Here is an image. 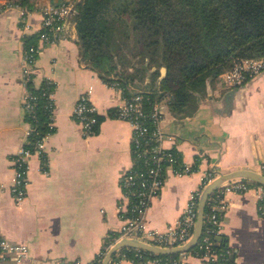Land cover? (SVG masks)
<instances>
[{
	"label": "crops",
	"instance_id": "crops-1",
	"mask_svg": "<svg viewBox=\"0 0 264 264\" xmlns=\"http://www.w3.org/2000/svg\"><path fill=\"white\" fill-rule=\"evenodd\" d=\"M61 1L37 0L29 17L31 30L23 28L18 8L0 13V232L26 243L34 264L76 260L92 264L128 213L121 180L133 163L132 126L109 114L123 102L122 91L81 58L75 12L65 20L66 38L44 45L34 66L37 85L45 78L56 83L55 131L45 139V168L38 154L30 157L22 202L8 188L14 175L13 158L30 129L24 109V36L40 29L42 7ZM148 83L146 75L130 90L144 91ZM89 88L90 99L103 118L97 132L85 136L73 107ZM159 103L160 125L166 134L163 145L177 150L188 166L201 158L191 173L168 170L164 187L152 200L147 227L164 232L180 218L209 169L260 171L264 165V72L238 86H228L219 77L208 78L204 93L196 96L195 108L189 107L187 114H174L165 99ZM225 200L220 238L228 241L233 264H264V209L260 210L255 191L228 193ZM119 264L137 263L125 258ZM185 264H200V259L191 255Z\"/></svg>",
	"mask_w": 264,
	"mask_h": 264
},
{
	"label": "trees",
	"instance_id": "trees-1",
	"mask_svg": "<svg viewBox=\"0 0 264 264\" xmlns=\"http://www.w3.org/2000/svg\"><path fill=\"white\" fill-rule=\"evenodd\" d=\"M9 3L33 10L36 0H7ZM75 0L77 43L84 62L96 70L100 77L112 86L121 88L124 96L130 97V87L137 81H144L146 98L144 107L150 112L154 103L167 101L170 110L177 115L194 109L196 96L204 93L208 78H221L240 58L264 56V0ZM38 33L24 36V49L38 42ZM133 59H137L133 62ZM165 66L167 74L159 79L160 68ZM154 68L153 71L151 69ZM35 74L26 82L27 90L34 96L35 106L24 109L31 132L25 146L35 151L41 138L55 131L51 125L52 111L50 95L56 83L43 79L35 83ZM109 114L117 117V108ZM98 124L103 118L97 114ZM96 125V132L98 128ZM177 165H181V155ZM43 163L45 153L40 155ZM201 158L198 156L191 166L197 170ZM45 168V167H44ZM203 185L201 186V191ZM219 191L211 193L210 198ZM211 208L205 206L202 235L213 229L209 220ZM128 214V213H127ZM220 215V213H219ZM113 232L106 241V251L117 237ZM215 241L213 249L226 252L228 241L225 236ZM200 242L189 250L201 253ZM177 254H153L132 247L119 249L113 260L130 259L140 264L147 260L168 264L177 259ZM229 264H233L229 254ZM103 254L93 264H101Z\"/></svg>",
	"mask_w": 264,
	"mask_h": 264
},
{
	"label": "built area",
	"instance_id": "built-area-1",
	"mask_svg": "<svg viewBox=\"0 0 264 264\" xmlns=\"http://www.w3.org/2000/svg\"><path fill=\"white\" fill-rule=\"evenodd\" d=\"M11 8L19 9L23 28L31 30L32 24L29 21L31 11L13 3H0V13ZM41 12V27L36 32L39 35L38 42L29 46L28 49H24L22 62L24 85L31 75L34 74V66L42 47L66 38L65 20L76 10L74 9V3L61 1L45 5L42 7ZM262 72H264V56L240 58L234 62L230 69L222 73L221 79L228 86H238L245 84L249 79ZM114 87L122 91L117 85ZM90 92V88L82 92L73 107L74 118L81 124L85 136L95 134V127L98 124V112L90 99ZM50 97L52 100L49 107L52 111L53 119L55 108L53 94ZM35 99L36 96L32 95L25 86L24 104L29 110H33ZM145 99H148V97L146 98L144 91L133 92L130 97L124 96L123 102L117 107V118L128 121L132 126L133 163L124 173L121 180L128 214L124 218L117 237L106 247L104 253L101 252L99 254V256L103 254V259L114 243L125 238H134L162 247H173L186 243L194 230L200 194L203 188L219 174L212 168L202 176V190L191 195L189 203L180 218L174 224H171L166 231L160 232L147 227V211L152 200L160 194L164 187L167 171L171 170L176 174H185L191 173L193 170L182 159L181 165H177L178 155L173 149L163 145L166 134L160 125L162 120L160 103H154L151 111L146 112L144 107ZM51 125H54L53 121ZM30 132L31 129L28 130L27 135ZM47 136L38 141L35 151H31L23 144L13 158L14 175L8 188L18 203L22 202L27 194L29 159L33 154L40 156L44 153ZM259 172L264 174V165H262ZM217 189L219 191L213 197L210 198L209 196L206 202V204L209 203L211 208L209 220L214 228L206 230L204 235L201 233L196 243L197 245L200 242L199 249H204V252L197 251L195 254L189 251L180 252L179 257L171 260L168 264H185L191 255L198 257L200 264H229L226 260L229 249L226 252L215 251L213 249L215 241L211 238L212 233L217 238L221 235L219 213L227 207L226 194L255 191L256 197L261 203L259 208L260 210L264 209V185L252 183L245 179H232L222 183ZM122 259L124 258L118 260L111 258L109 264H119ZM150 262L159 264L156 260H147L140 264H148ZM0 264L34 263L29 259V247L26 243L17 242L0 232ZM68 264H81V262L76 260Z\"/></svg>",
	"mask_w": 264,
	"mask_h": 264
},
{
	"label": "water",
	"instance_id": "water-1",
	"mask_svg": "<svg viewBox=\"0 0 264 264\" xmlns=\"http://www.w3.org/2000/svg\"><path fill=\"white\" fill-rule=\"evenodd\" d=\"M79 0L78 2H81ZM78 3L74 4V9H76ZM161 75L160 80L167 74V68L165 66L160 68ZM232 179H245L251 181L252 183L264 185V174L260 173L259 171H255L248 168H239L228 172H221L215 177L208 185H206L199 197L198 202V211L197 217L194 225L193 233L190 239L184 243L183 245L173 246V247H162L157 246L145 241H141L134 238H125L120 239L116 243H114L110 249L107 251L104 259L102 260L101 264H109L110 259L112 258L113 254L124 247H132L138 248L153 254H177L180 252H187L192 249L196 243L198 242L203 228V220H204V211L208 197L210 194L215 191L222 183L226 181H230ZM220 239V237H218Z\"/></svg>",
	"mask_w": 264,
	"mask_h": 264
},
{
	"label": "rangeland",
	"instance_id": "rangeland-1",
	"mask_svg": "<svg viewBox=\"0 0 264 264\" xmlns=\"http://www.w3.org/2000/svg\"><path fill=\"white\" fill-rule=\"evenodd\" d=\"M37 1V0H36ZM62 1H69L75 4V0H62ZM8 2L7 0H0V3ZM133 62H136L137 64V59H133Z\"/></svg>",
	"mask_w": 264,
	"mask_h": 264
}]
</instances>
